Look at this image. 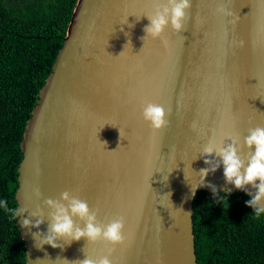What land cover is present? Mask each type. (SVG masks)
<instances>
[{
	"label": "water",
	"instance_id": "1",
	"mask_svg": "<svg viewBox=\"0 0 264 264\" xmlns=\"http://www.w3.org/2000/svg\"><path fill=\"white\" fill-rule=\"evenodd\" d=\"M222 3L231 16L217 13ZM154 4L75 0L19 142L15 208L28 212L15 224L26 264H70L85 253L98 259L113 247L84 238L36 246L32 233H46L49 223L44 200L66 190L98 209L103 224L124 217L126 240L109 257L113 264H197L193 190H238L226 183L222 163L199 186L200 169L209 167L201 151L210 138L238 136L246 156L248 130L264 127V0H191L186 30L169 25L167 45L141 39ZM149 102L171 109L168 128L154 132L145 122ZM37 207L40 229L22 227L25 218L35 223Z\"/></svg>",
	"mask_w": 264,
	"mask_h": 264
},
{
	"label": "trees",
	"instance_id": "2",
	"mask_svg": "<svg viewBox=\"0 0 264 264\" xmlns=\"http://www.w3.org/2000/svg\"><path fill=\"white\" fill-rule=\"evenodd\" d=\"M75 0H0V200L15 208L19 142L51 70ZM241 190H196L192 227L197 264H264V217ZM0 264H26L15 219L0 208Z\"/></svg>",
	"mask_w": 264,
	"mask_h": 264
},
{
	"label": "clouds",
	"instance_id": "3",
	"mask_svg": "<svg viewBox=\"0 0 264 264\" xmlns=\"http://www.w3.org/2000/svg\"><path fill=\"white\" fill-rule=\"evenodd\" d=\"M191 7V0H166L164 3L161 0H155L153 13L146 15L150 23L145 26L144 32L146 35L141 39L145 42L146 37L160 38L167 45V41L163 39L165 29L171 25L176 33L186 30L185 23L189 19L188 11ZM216 11L224 16L232 15L223 3ZM126 23L127 19L124 24ZM133 26L129 25L130 28ZM170 115L171 109L166 111L164 106L160 104L149 102L142 108V117L154 132L163 131L170 126L168 119ZM190 127L195 131L197 128L196 121H193ZM226 140L231 142L217 144L210 138L203 146L201 156L204 157V163L209 167L200 169L202 182L199 186L203 185L207 175L210 172L215 173L222 163L226 183L234 185L236 189L245 191L252 197L246 201V205L251 207L254 210L255 217L259 218L264 214V127L257 126L248 130V135L244 137V147L248 149L246 156L241 155L238 136H229ZM101 143L106 145V142ZM120 146L118 145V147ZM213 154L219 159L207 158L213 156ZM249 185L256 189L254 194L247 191ZM207 186L216 194L217 190L214 185L208 184ZM15 188L16 185H9L10 192L14 191ZM196 189L193 190V193ZM34 194L37 198L42 195L39 187L34 189ZM44 205L50 209L47 213L49 222L47 232L37 231L32 233L38 248H42L44 245H50L52 248H62L63 245L57 243L59 240L71 243L84 238L87 240V245L106 242L113 246L109 249L108 255L93 259L85 253L84 248L85 258L72 261L70 264H113L109 257L115 250V246L124 244L126 240L124 234L125 219L123 216L114 218L108 224H103L97 219L98 209H91L86 200L72 195L67 190L61 193L59 199H45ZM0 208H3L5 212H9L13 219L23 217L28 212L27 207L9 208L6 200H0ZM30 216L35 218V223L31 218H25L22 220V227L40 229V226L45 222L43 209L37 207L35 211L30 213Z\"/></svg>",
	"mask_w": 264,
	"mask_h": 264
}]
</instances>
